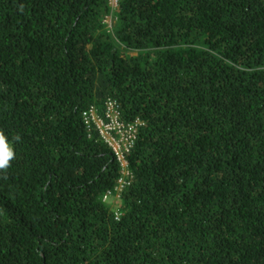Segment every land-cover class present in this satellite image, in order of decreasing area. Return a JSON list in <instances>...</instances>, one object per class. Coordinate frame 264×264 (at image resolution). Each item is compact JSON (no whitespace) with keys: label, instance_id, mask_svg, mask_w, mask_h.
Instances as JSON below:
<instances>
[{"label":"trees","instance_id":"1","mask_svg":"<svg viewBox=\"0 0 264 264\" xmlns=\"http://www.w3.org/2000/svg\"><path fill=\"white\" fill-rule=\"evenodd\" d=\"M0 130V264H264V0H0Z\"/></svg>","mask_w":264,"mask_h":264},{"label":"built area","instance_id":"2","mask_svg":"<svg viewBox=\"0 0 264 264\" xmlns=\"http://www.w3.org/2000/svg\"><path fill=\"white\" fill-rule=\"evenodd\" d=\"M117 4L118 0H109V5L112 9H114ZM105 22L108 23L109 27L111 26L110 17H107ZM82 116L86 125L95 126L100 137L111 148L120 164L121 176L118 179L117 186L113 191H108L103 199L108 200L112 196L113 198L118 197L119 192L127 183V178L130 175L127 169L126 154L132 148L137 138L139 128L142 127L144 123L139 119H135L131 122H123L120 119L119 107L114 100H107L105 102L103 116H99L94 107L85 110Z\"/></svg>","mask_w":264,"mask_h":264},{"label":"clouds","instance_id":"3","mask_svg":"<svg viewBox=\"0 0 264 264\" xmlns=\"http://www.w3.org/2000/svg\"><path fill=\"white\" fill-rule=\"evenodd\" d=\"M21 10L23 6H20ZM19 135L13 137V141H19ZM16 153L14 150V144L9 141L5 133L0 130V171L6 172L11 166V162L15 159Z\"/></svg>","mask_w":264,"mask_h":264}]
</instances>
